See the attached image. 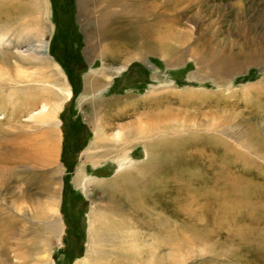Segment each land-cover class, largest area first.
I'll return each mask as SVG.
<instances>
[{
	"label": "rangeland",
	"instance_id": "rangeland-1",
	"mask_svg": "<svg viewBox=\"0 0 264 264\" xmlns=\"http://www.w3.org/2000/svg\"><path fill=\"white\" fill-rule=\"evenodd\" d=\"M33 1L37 0H7V3L15 8V3L25 6ZM78 1L45 0L48 16L46 20L44 17L40 20L43 21L42 29H45L43 39L48 44L50 64L45 65L42 60L35 59L22 62L20 53L16 54L19 60L12 59L14 62L17 60L18 72L12 66L9 74H17L16 82H13L14 86L7 87V91L17 89L20 95H24L32 89V92L39 93L40 98L45 97L48 104L57 102L60 97L56 93L58 82L54 71L62 74H58L61 81L66 78L72 95L61 101V108L56 114L61 124L54 139L52 163L37 164L30 173L35 180L31 190L39 193L41 188L36 181L37 172L63 168L59 180L61 187L55 184L60 196L56 215L61 217L64 231L58 243L49 234V250L34 251L32 245L46 236L47 229L42 220H48L53 208L50 206L44 219L35 214V207L30 201L13 197V192L7 194L4 186L0 193L4 202L12 206L11 202L15 201L16 209L20 208L18 213L4 209L5 214H12L10 223L16 227L17 235L22 237L18 240L15 236L21 248L20 259L15 260L11 253L9 264H40L39 260L47 254L52 262L48 264H73L85 255L92 223L100 230L106 226L100 215H108L105 206L112 197L101 190L120 173L122 160L111 154L109 159L93 163L85 159L82 151L93 149L96 141L100 143L99 147L101 143L112 142L110 138L124 127L137 133L142 124L143 127L151 125L145 116L152 108L155 109L156 103L159 106L157 110L180 109V115L166 116L164 124L155 134L147 136L150 132L145 129L133 135L141 137L142 141L129 144L127 159L134 166L145 161L148 157L147 145L156 138L187 141L186 146H177L176 155L171 153L174 158L170 156L171 160L163 165V216L158 220L150 207L147 217L139 216L145 219L138 224L136 212L125 206V213L133 212L131 222L142 235L141 243L149 239V244L160 242L161 253L164 254L161 264H264V0H147L148 6L158 3L161 25H167L171 35L165 42L168 46L172 42V47L169 46L167 55L163 50L143 53L135 50L130 54L134 57L108 81L106 88L99 87L91 93L84 92V78L94 70H100L103 64L107 66L118 61L109 58L107 51H98L90 58L84 53L94 34V20L88 23L87 15L79 13ZM38 2L39 12H43V2ZM125 2L128 10L126 27H130L128 24H134L140 10L137 0ZM96 9L99 14L100 9ZM38 15L35 12L23 14L14 22L0 21V31H7L4 32L5 39L12 43V51L15 50L14 45L20 50L26 48L23 35L36 28ZM146 15L147 20L152 19L149 13ZM170 18L174 19V23ZM199 57L208 59L212 65L198 64L196 60ZM218 57L231 60L239 69L231 73L224 71L219 76L217 73H221V66L218 69L220 72L213 67ZM110 71L106 69L108 74ZM101 79L106 81L107 76ZM178 100L185 104H179ZM98 101L105 102L106 106L95 115L99 107L95 110L93 106ZM4 115L7 116L6 113ZM92 122L101 125L98 134L94 132ZM175 123L179 126L185 124V127H176ZM42 124V121L28 117L22 110L15 122V131L11 129L10 134H0V139L4 138L1 144L17 147V151L8 153L15 160L6 176L13 172L9 181L12 187L16 184L24 189L27 185L23 178L16 177L19 173L20 177L24 176L21 172L27 169L28 163L17 160L27 149L40 151L44 140L45 124ZM3 126L6 127V123ZM195 132L202 135L213 132L216 137L224 139L227 148L222 151L219 147L205 145ZM191 137L193 141H189ZM3 147L0 149L2 155L6 154ZM126 162L125 166L129 164ZM164 170L171 172L165 174ZM52 175L56 182L55 176L60 174L53 172ZM115 194L118 196V193ZM144 197L155 196L145 194ZM5 221L9 223L8 219ZM156 232L160 233L158 240L155 239ZM4 244L0 238L1 248L13 247L12 243ZM37 257L41 258L36 260Z\"/></svg>",
	"mask_w": 264,
	"mask_h": 264
},
{
	"label": "bare ground",
	"instance_id": "bare-ground-1",
	"mask_svg": "<svg viewBox=\"0 0 264 264\" xmlns=\"http://www.w3.org/2000/svg\"><path fill=\"white\" fill-rule=\"evenodd\" d=\"M125 1H128V0H79L78 1L79 8H80L79 13L81 12L82 15H87L86 19L89 20L88 23L94 20V23H93L94 27L92 25L94 29L93 31L94 34L92 35V38L90 39V41H88L89 42L88 47L84 53H86L87 57L90 58L93 54L97 53L98 51H101V50L103 52L107 51V53H109L108 55L109 58H111L113 61L115 59L116 61H118L117 63L114 62L112 65L106 64L107 66H105L103 64V67L100 70H94L87 77H85L83 80L85 93H89V92L91 93L93 92V90L99 87L101 89L106 88L108 81H111V78L114 75L118 74L122 69H124V67L127 66L126 64L134 57V55L131 56L130 54L134 52L135 50L139 51L140 53L151 52V51L155 52L157 50H163L166 53L165 55H167L169 46L172 47V42L170 43L168 42L169 46L165 42V40H168L171 38V35L169 34L170 31L169 32L167 31L168 26L161 25L160 16L162 15L158 11V5H157L158 3L153 2L154 4L152 6H148L147 0H137V3L136 2L135 3L139 7L140 16L136 17L135 21L133 22L134 24L131 25L130 23L128 24V26L130 27H126L127 26L126 19L128 18V13H127L128 10L126 9ZM42 2H43L42 4L43 12L41 10L39 12L38 0L29 2L25 6H21L15 3L16 4L15 8H13L11 4L7 3V0H0V21H3V22L5 21L14 22L15 20L23 16V14L30 15L32 13L37 12V15H38V12H39L36 28H34L33 30H29L23 35L24 36L23 42L26 45L25 49L20 50L17 45H14L13 47L15 48L14 50L15 52L12 51L11 49L12 43L7 42V39H5L6 33L4 32H7V31L6 30H2L4 32L0 31V134L2 133L10 134V130L15 128V122H17V119L19 117V112H21L22 110L26 111V114L28 115V117L34 118L36 120H40L43 122V124H45L44 130H43L44 132L42 131L44 133V140H43L42 146L40 147V151L33 152L32 150L27 149V151H25L17 160L19 163L23 160L28 163L27 169L21 172L24 174V176L20 177L22 176L20 173L17 177L15 176L16 179L23 178L24 180L23 182L28 185V186L27 185L25 186L23 184L25 186L24 189L20 188V186H17L16 184L14 187H12L9 184V181L11 177L13 176L12 174L13 172L9 173V177L6 178L8 171H10L9 167L15 164L14 163L15 160L13 161L12 158L8 155V153L17 151L16 150L17 147H14L13 144H7V143L1 144L3 143L2 141L4 140V138H1L3 140L0 139V145L2 147L4 145L3 149H5V152H6V154H3V155L0 154V193L3 192V187L5 186L7 194L13 192L12 193L14 194L12 195L13 197H17V199H22V201H25V200H27L28 202L30 201L31 204L35 207L34 208L35 214L41 215L43 216V218L47 217L46 215L50 211L49 209L51 208L50 206H52L53 208L50 215L47 217L48 220L47 221L42 220L44 227L48 230L47 231L45 229L46 236L40 239L38 243H34V245H32V247L34 248V251L36 250V252L39 251L40 249H44L42 252L49 250L48 249L49 234L52 235L54 239L57 241L56 243H58L64 231V225L62 223L61 217L59 215L58 216L56 215L59 202H60L59 189L56 188L57 186L56 184H58V186L61 187V183L59 180L61 178V172L63 171V168L60 167V169L58 170V168L55 167V168L46 169L42 172H37L39 175L36 181L40 183L39 188H41L39 193L33 192L31 190V186L35 183V180L30 175V173L32 170H34L33 168H35L34 166L37 164H40L42 166V164L52 163L53 161L52 156H54L52 155L53 148H54V141H55L54 139L57 136L56 134H58L57 132L61 124L60 120L56 118V114L58 113V110L61 108L62 102L70 98L72 95V92H71L69 85L65 82L66 78L65 79L62 78L63 81H61V78L59 77V75H62V74L59 72L56 73L54 71H53V75L56 76V82H58L57 86H55L57 90L56 93L58 94L57 96L60 97V100L57 102H52L48 104L46 102L45 97L42 96L40 98L39 93L37 91L32 92L31 91L32 89H30L24 95H20L17 92V89H12L11 87L12 90L7 91V87L9 88L10 86H14L13 82H16L15 76L17 74L15 73V76L10 75L9 72L12 66H14L15 68L14 70H16L17 60H19V57H21L20 59H22V62L23 60L33 61L35 59V60H42L44 62L43 64L45 65L50 64V60L48 58L49 55L47 53L48 44L43 39V32L45 31V29H42L43 21L41 22V20H43L44 18L45 20L47 19L48 12L46 8L47 5H46L45 0H42ZM127 3H130V2H127ZM2 5L4 6L3 8H1ZM96 8L100 9L99 14H97ZM165 9H167V7ZM22 11H23V14H22ZM165 12H167V10ZM148 13L152 17L151 20L149 19L147 20L145 18V15ZM136 20L138 21V23L135 24V22H137ZM170 21L171 22L173 21L174 23V19H171ZM86 29H89V28H86ZM8 40L10 41V39ZM103 45L104 47H101ZM205 51H207V49ZM205 51L203 53H205ZM17 53L18 54L20 53L22 56L17 57L16 56ZM13 58H17V60H15L16 62L12 60ZM201 58L199 57L196 60L198 64L200 63L211 64L212 63L208 59L202 60L203 58L202 59ZM218 58L219 60L215 61V64L213 67H214V70L217 71L219 69V66H221V70H222L221 73H217L219 76L222 73H224V71L225 73L226 72L231 73L239 69L238 65L234 64L231 60H222L221 57H218ZM107 68L111 70L109 74L106 72ZM6 75H8V78L6 77ZM104 76H107L106 81L101 79V77H104ZM24 77H26V74ZM20 78H22V76ZM44 92H46V89L44 90ZM46 95H49V94H46ZM114 101L115 100L111 102H114ZM178 102L179 104L182 103L179 100ZM187 102L186 104L188 105L189 102L188 103ZM183 104L185 103L183 102L182 105ZM187 105L186 107H188ZM104 106H106L105 102L98 101L93 106V109L95 107V110L97 109V107H99L95 111L96 112L95 115L97 114L98 110ZM158 107L159 106L156 103L154 108L157 110L159 109ZM155 109L152 108L153 111L151 110L152 112L150 111L148 113V116H145L148 122H151V125H149L151 126V128H149V126H146V125H144L145 127H143V124H142V126L139 127L138 132L141 133V131H144L146 129L147 131L150 132V134L147 136L155 134L159 130L160 125L164 124L162 122L164 121L166 116L172 117L171 115H173L174 117L176 115L177 117L180 115L179 113L181 112L180 109L175 110V111L167 110L165 112H163V110L156 111ZM5 113L7 114V116L4 115ZM173 121L174 119H172V122ZM93 122H92V126L94 127V132L97 133L102 129V127L101 125L99 124L96 125ZM5 123H6V127L3 126ZM135 124L136 123H134V125ZM175 125L176 127L179 126L177 123H175ZM179 127L184 128L185 124L181 123ZM153 130H155L156 132L151 133ZM138 132L137 133L129 132V129H125L124 127L121 130H118V132H116V134H114V136L110 138L112 142L103 143V144L101 143L102 146L99 147L100 143L96 141V143H94L93 149L87 148L82 151L83 155H85L84 156L85 159L91 160L93 163H97L98 161H100V159H104V158L109 159V157L112 156L111 154H113L112 157H116L117 160H122V163L120 162L121 163L119 167L120 173L117 176H115L111 182L108 181L109 183L107 182V184H105L102 187L103 190H101L103 194L106 192L109 194V196L111 195L112 197L111 199L108 200V202H106L107 206H105V210L109 212L108 215H104V214L100 215L101 220L106 221V226H104L103 228L101 227V230H100V229H96L95 228L96 226H94L93 223H92L93 226L90 225L91 227L89 228V231H88L89 239L86 244L87 247H86L85 255L83 257L77 258V260L74 261L73 264H161L162 262L164 254L161 253L160 242L158 243L157 241L156 245L149 244V241H150L149 239L148 241L144 240L145 242L141 243L142 235L140 231L135 226H133L134 222H131L133 221L132 215H133V212H136L137 214L136 218H137L138 224L141 223L145 219L142 217H145L147 215L150 207L153 209V212L156 215V218L158 220L160 219L161 216H163L162 190H164L163 189L164 186L162 185L163 181L161 180V174L164 169L163 165H165L166 162L171 160L169 158L170 156L174 158V156H172L171 153H173V155H176L177 146L178 148L183 147V145L186 146L185 141H187V139L166 138L164 141L159 138L154 139L152 143L149 142L147 145V149H148L147 159L140 163H136L137 165L134 166V164L131 161H129V159H127V156H128L127 152H128L129 144H131L134 141H142L141 137H132L133 135L138 134ZM195 134H197V138L199 137L201 141L202 140L204 141L202 142L205 145L215 146V148L217 149L219 147L222 151L227 148L228 144L227 143L224 144V139L216 137L213 132L203 134V135L200 134L199 132H195ZM193 140L194 139H192V137L191 139H189V141H193ZM190 144L193 145L192 143ZM1 146H0V149H2ZM7 147H8V150H7ZM125 162L129 164L125 166L124 165ZM53 172L55 173L58 172V175L60 174V176H55V178H57L56 182L53 179V175H52ZM170 172H171L170 170H167V171L164 170L165 174L170 173ZM179 172L181 173L180 170ZM15 175L17 174L15 173ZM105 186L106 188H104ZM108 186L111 188H107ZM140 187L141 189H139ZM112 188H114L113 191H111ZM57 189H58V194L56 192ZM224 191H222L221 193L222 197H223ZM115 193H118V196ZM145 194H148V196L150 194H153L155 197L146 198L144 197ZM206 199L208 200V198ZM120 200L124 203L123 204L120 203L119 202ZM214 202H216V200ZM11 203H12V206L7 205L4 202L3 197L0 196V238L5 243L4 246L9 243L13 244L12 249L1 248V245H0V264H9V261H10L9 254L11 253H13L15 260L20 259L18 256H20L21 248L16 243L15 236H17L18 240L22 239V237L17 235L16 227L14 226V224L10 223L11 222L10 219H12V214L10 215L8 213L5 214V211H4V209L8 208L9 210H12V212L16 210V212L18 213V210L20 208L18 210L16 209L15 201ZM127 205L129 206L130 209L132 208L133 212L131 213L124 212V210H126L125 206ZM36 211L38 212V214L36 213ZM30 212L33 213L32 209ZM139 216H142V217H139ZM5 219H8L10 224L4 223L6 222ZM3 224H6V225H3ZM102 225H104V223H102ZM159 234H160L159 232L155 233L156 240L159 239L160 237ZM23 247L25 248V245ZM49 257H50L49 254H47L43 258L40 257L41 258V260H39L40 264H48L49 262H51V260L48 259ZM40 258L37 257L36 260Z\"/></svg>",
	"mask_w": 264,
	"mask_h": 264
}]
</instances>
